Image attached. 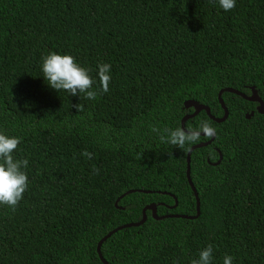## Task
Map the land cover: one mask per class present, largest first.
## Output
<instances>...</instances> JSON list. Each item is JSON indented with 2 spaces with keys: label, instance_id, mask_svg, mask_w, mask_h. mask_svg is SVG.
I'll return each instance as SVG.
<instances>
[{
  "label": "trees",
  "instance_id": "16d2710c",
  "mask_svg": "<svg viewBox=\"0 0 264 264\" xmlns=\"http://www.w3.org/2000/svg\"><path fill=\"white\" fill-rule=\"evenodd\" d=\"M51 52L93 78L109 63V91L88 100L52 89L41 70ZM252 87L264 101V0L227 12L218 0H0V132L22 138L13 156L28 160L23 199L0 205V264H104L97 242L150 204L164 217L147 209L103 241L108 263L191 264L212 244V264H264L259 103L223 91V121L204 110L184 121L216 129L190 154L193 219L167 215L196 214L187 153L211 137L179 149L151 131L182 127L195 110L187 99L220 118L221 89Z\"/></svg>",
  "mask_w": 264,
  "mask_h": 264
},
{
  "label": "clouds",
  "instance_id": "9594fccd",
  "mask_svg": "<svg viewBox=\"0 0 264 264\" xmlns=\"http://www.w3.org/2000/svg\"><path fill=\"white\" fill-rule=\"evenodd\" d=\"M218 3L225 12L236 6V0H218ZM41 70L42 76L52 89L58 92L63 90L73 96H80L83 93L88 100H95L98 94L107 93L112 79L109 63L99 64L97 76L93 78L90 75L91 70L82 67L73 56L56 52H51L42 58ZM97 84L98 90L94 89V85ZM151 131L159 134L161 143L179 149H185L186 145L197 143L201 134L204 137L216 135V129L208 120H201L197 126L187 129L167 128L161 133L157 127L153 126ZM21 142L20 137H10L0 132V205H6L13 211L16 210L28 188V176L23 170L27 168L28 160L16 159L13 156ZM81 154L89 160L93 158V154L87 150ZM93 171L98 173L99 170L93 167ZM212 261L213 245L209 244L199 252L198 259H193L191 264H212ZM223 264H233V257L225 255Z\"/></svg>",
  "mask_w": 264,
  "mask_h": 264
},
{
  "label": "water",
  "instance_id": "95a60500",
  "mask_svg": "<svg viewBox=\"0 0 264 264\" xmlns=\"http://www.w3.org/2000/svg\"><path fill=\"white\" fill-rule=\"evenodd\" d=\"M252 89V93L251 95H247L245 94L244 92L242 91H239V90H236V89H231V88H228V89H221L218 93V99H219V102L221 104V107L224 109V115L220 118H216L214 116L211 115L210 113V109L208 106L204 105V104H201L199 103L198 101L194 100V99H187L184 101V106L186 108H189V107H194V112L190 115H186L183 119H182V127H184V121L189 118V117H192L194 115H196L197 113H199L201 110H204L206 111V113L211 117L213 118L214 120L218 121V122H221L223 121L227 115H228V111H227V107L225 106V103L221 97V93L223 91H229V92H233V93H236L237 95H240L241 97H243L244 99L246 100H249V101H255V102H258L259 103V106L257 107V110L260 112V113H264V101L262 100L261 97H259L258 95V92L255 88H251ZM254 113V111H251L250 113H247L246 114V117L249 118L250 116H252ZM203 135V134H201ZM214 139V136L211 137L209 140L207 141H203V142H200V143H197L193 146L190 147V149L188 150V153H187V168H186V177H187V181L193 191V194L195 196V200H196V214L195 215H186V214H169L167 216H172V217H179V218H186V219H193V218H196L199 213H200V201H199V197H198V193L196 191V188L191 180V177H190V154H191V151L195 148H198V147H203V146H206L208 144H210L212 142V140ZM221 159V155L218 159V161L216 163H218ZM133 190H128L126 192H124L120 197L117 198V200L115 201V205L117 206V202L118 200L123 197L124 195H126L127 193L129 192H132ZM177 204V201L175 199V204L174 206ZM147 209H150L152 210V214L155 218H163L164 216H157L156 215V205L155 204H150V205H147L144 207L143 211H142V218L139 220V221H136V222H129V223H124V224H121L115 228H113L112 230H110L109 232H107L103 237H101V239L97 242V246H96V250H97V253H98V256L99 258L101 259V261L104 263V264H110L108 263L104 258H103V255L101 253V244L103 243V241H105L108 237H110L113 233H115L116 231L120 230V229H123V228H126V227H131V226H139L141 225L145 220H146V213L145 211Z\"/></svg>",
  "mask_w": 264,
  "mask_h": 264
}]
</instances>
